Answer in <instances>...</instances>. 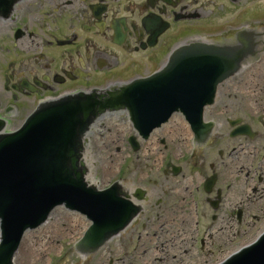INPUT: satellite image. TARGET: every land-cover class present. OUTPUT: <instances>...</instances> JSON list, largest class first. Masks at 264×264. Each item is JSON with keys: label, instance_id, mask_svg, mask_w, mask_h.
<instances>
[{"label": "flooded vegetation", "instance_id": "obj_1", "mask_svg": "<svg viewBox=\"0 0 264 264\" xmlns=\"http://www.w3.org/2000/svg\"><path fill=\"white\" fill-rule=\"evenodd\" d=\"M0 25L10 55L2 116L30 109L17 104L24 98L147 77L177 46L238 52V68L218 84L201 125L174 114L142 137L125 110L105 111L88 128L82 155L103 157L104 164L90 165L100 187L113 184L132 203L136 212L120 236L129 250L146 254V264H210L264 231V0H24L20 8L11 4ZM45 45L62 49L45 53ZM13 46L23 58L19 67ZM97 126L104 133L92 137ZM118 162L119 176L109 178ZM64 233L79 238L85 230ZM76 241L68 244L77 254ZM97 257L90 249L84 263Z\"/></svg>", "mask_w": 264, "mask_h": 264}, {"label": "water", "instance_id": "obj_2", "mask_svg": "<svg viewBox=\"0 0 264 264\" xmlns=\"http://www.w3.org/2000/svg\"><path fill=\"white\" fill-rule=\"evenodd\" d=\"M6 3L0 0V8ZM231 54L218 47L182 46L155 74L107 94L44 102L13 132L3 131L6 121L0 118V264L11 263L24 232L43 223L58 205L79 211L89 221L80 241L85 248H97L122 229L135 210L124 201L121 205L110 189L88 187L80 167L81 135L91 116L126 109L143 134L174 111L199 124L219 82L237 68ZM56 211L59 207L52 213ZM223 264H264V235Z\"/></svg>", "mask_w": 264, "mask_h": 264}, {"label": "rangeland", "instance_id": "obj_3", "mask_svg": "<svg viewBox=\"0 0 264 264\" xmlns=\"http://www.w3.org/2000/svg\"><path fill=\"white\" fill-rule=\"evenodd\" d=\"M55 25L58 27V20L55 19ZM4 27L0 25V31L3 30ZM59 34L54 35V37H58ZM52 49H49V48ZM0 84H2L3 75L7 72V62H8V55L5 52L6 47L2 46L0 43ZM8 48V47H7ZM62 48H56L55 46H48L45 45L44 52L47 51L51 52H59ZM19 67L20 65H16ZM145 68V67H144ZM1 88V87H0ZM2 91L0 89V98ZM37 100H34L33 97L24 98L20 100L22 104L27 105L30 109L21 110L14 112V116L10 119L8 124V129L13 130L17 128L24 120L25 116L31 111V108L36 104ZM103 129L100 126H97V129L93 131V136L95 137L100 133H104ZM101 154L103 152L101 151ZM92 161V165L95 167L99 166V163L104 164L105 160L103 157H92L90 158ZM119 169V163L115 164V168L112 171L113 175L117 174ZM94 181H96L99 185H102L103 182L100 179V176L94 175ZM87 221H85L82 217H77L72 212L68 211L64 207L60 206L59 211L51 213L49 216L48 224L45 226L39 227V232H32L25 235L24 239L22 240L20 247L15 255L14 262L16 264H48L49 262H54L55 259L60 255L62 252H67L70 254V248L68 241L73 239V236H69L65 238L66 244L64 242H58L60 236L64 235V231L66 230H82L85 229L87 226ZM50 231V232H46ZM61 231V233H59ZM242 238H239V241ZM253 238L247 239L243 238L241 243L251 241ZM238 241V242H239ZM237 242V243H238ZM109 245L111 247V252H106V247H102L100 251L97 253L95 264H146V254L142 253L140 249L137 251L130 249L129 245L125 246L123 244V240L121 236L113 237ZM121 245H123V250H121ZM135 246H138V243H135ZM225 253V252H224ZM222 255V254H221ZM219 255V256H221ZM70 264H86L82 260L76 258L73 254L71 255ZM109 259H111V263H109ZM69 263V262H68Z\"/></svg>", "mask_w": 264, "mask_h": 264}, {"label": "bare ground", "instance_id": "obj_4", "mask_svg": "<svg viewBox=\"0 0 264 264\" xmlns=\"http://www.w3.org/2000/svg\"><path fill=\"white\" fill-rule=\"evenodd\" d=\"M89 180H90V179H89ZM29 233H32V232H29ZM27 234H28V233H27ZM27 234H26V235H27Z\"/></svg>", "mask_w": 264, "mask_h": 264}]
</instances>
